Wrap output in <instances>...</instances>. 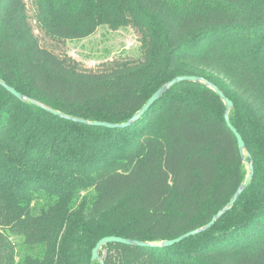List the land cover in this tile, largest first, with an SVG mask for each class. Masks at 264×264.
I'll use <instances>...</instances> for the list:
<instances>
[{"label": "trees", "instance_id": "16d2710c", "mask_svg": "<svg viewBox=\"0 0 264 264\" xmlns=\"http://www.w3.org/2000/svg\"><path fill=\"white\" fill-rule=\"evenodd\" d=\"M130 26L137 57L95 69L66 51ZM179 81L123 123L165 82ZM0 264H264V0H0ZM230 208L205 225L248 168Z\"/></svg>", "mask_w": 264, "mask_h": 264}, {"label": "water", "instance_id": "95a60500", "mask_svg": "<svg viewBox=\"0 0 264 264\" xmlns=\"http://www.w3.org/2000/svg\"><path fill=\"white\" fill-rule=\"evenodd\" d=\"M179 81H194V82H200L201 79L199 77L196 76H189V75H182V76H176L174 78H172L171 80L165 82L163 85H161L156 91L153 92V94L146 100V102L141 106V108L139 110H137L132 117L123 123H111V122H106V121H88L84 118L81 117H75V116H70V115H65L59 111H56L52 108H49L47 106H44L36 101H33L34 103L38 104L39 106L43 107L44 109H46L47 111L56 114L58 116L64 117L66 119H70L72 121L75 122H80V123H84V124H90V125H96V126H103V127H107V128H116V127H124L127 126L129 123H131L132 121L136 120L137 118H139L167 89L168 87H170L171 85L179 82ZM0 83L14 96H16L17 98H19L20 100H25V97L23 95H21L19 92H17L15 89H13L12 87L6 85L5 83H3L0 80ZM209 87H211L216 94L220 97V99L224 102L225 105V113H224V118H225V122L227 124V126L230 128V130L232 131V133L234 134L236 141H237V145H238V149L241 155V158L243 160V162H245L247 164V168H248V173L244 179V181L238 186V188L236 189V191L234 192V194L232 195L231 199L228 201V203L222 208L220 209L216 214L213 215V217L210 219L209 222H207L205 225L196 228V229H192L190 231H187L175 238L172 239H166L163 240L161 242L162 246H169L172 245L190 235L196 234L200 231H203L207 228H209L216 219H218L222 213H224L228 208H230L232 206V204L234 203V201L236 200L237 196L240 194V192L244 189V187L247 185V183L249 182L250 178L252 177L253 174V166H252V161L250 158V155L247 154L248 156V161L244 156V141L241 138L240 134L237 132V130L234 128V126H232V124L229 121L228 118V110L232 107V102L231 100H229L218 88L217 86H215L214 84L207 82L206 83ZM108 242H118V243H122V244H127V245H149L148 242H144V241H138V240H134V239H128V238H122L119 236H114V235H110V236H104L102 238H100L96 244L94 245V247L92 248L91 251V260H98L100 262V264H104L102 261V257L99 254L100 248L108 243Z\"/></svg>", "mask_w": 264, "mask_h": 264}, {"label": "rangeland", "instance_id": "374dc122", "mask_svg": "<svg viewBox=\"0 0 264 264\" xmlns=\"http://www.w3.org/2000/svg\"><path fill=\"white\" fill-rule=\"evenodd\" d=\"M139 45L137 33L130 26L111 29L100 25L84 38L66 41V51L83 67L95 69L101 62L119 55L139 56Z\"/></svg>", "mask_w": 264, "mask_h": 264}]
</instances>
